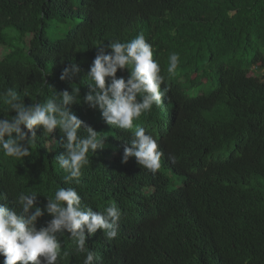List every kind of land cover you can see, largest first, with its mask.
I'll list each match as a JSON object with an SVG mask.
<instances>
[{
    "label": "trees",
    "instance_id": "16d2710c",
    "mask_svg": "<svg viewBox=\"0 0 264 264\" xmlns=\"http://www.w3.org/2000/svg\"><path fill=\"white\" fill-rule=\"evenodd\" d=\"M141 33L160 65L161 86L176 90V75L185 74L209 92L208 101L181 112L179 129L204 137L207 153L235 148L225 162L205 155L200 174L181 186L169 154L155 175L135 157L122 163L132 131L106 125L98 109L82 103L96 48ZM172 53L179 54L175 74L167 71ZM71 63L80 74L61 81ZM72 87L80 88L81 103L70 109L106 137L104 149L90 150L79 185L66 184L55 160L65 151L59 128L45 136L37 127L30 157L0 151V202L19 211L15 197L35 192L43 208L56 190L74 187L94 211L115 204L122 213L118 236L108 241L97 230L87 237L95 264H208L206 256L209 264H264V0H0V118L15 114L3 103L8 88L27 104ZM157 119L153 105L134 124ZM50 219L45 214L38 224ZM58 240L57 264H83L86 254L75 251L67 232Z\"/></svg>",
    "mask_w": 264,
    "mask_h": 264
},
{
    "label": "clouds",
    "instance_id": "9594fccd",
    "mask_svg": "<svg viewBox=\"0 0 264 264\" xmlns=\"http://www.w3.org/2000/svg\"><path fill=\"white\" fill-rule=\"evenodd\" d=\"M168 61V73L175 74L179 54H170ZM125 69L129 72L128 77H118V70ZM80 72L81 67L77 63L67 64L62 68L59 79L70 82ZM160 73L158 61L153 59L152 45L142 33L126 43L110 41L96 48L87 70L90 91L82 103H87L93 110L98 109L106 125L132 131L133 138L123 148L122 163L135 157L139 166L155 175L169 154L180 174L172 179L181 177V186L185 178L200 174L205 155H210L209 158L215 162H225L235 148L221 146L207 153L205 142L201 141L204 137L193 138L182 132L179 129L181 112L208 101L209 92L201 91L196 81L190 82L185 74L176 75V90L164 84L161 86L164 77ZM80 91L79 87H72L71 92L61 90L43 103L26 104L14 88H8L3 103L15 114L11 118H0V151L16 160L30 157L37 142V127L42 126L45 136L59 128L60 143L65 151L55 160L67 173L63 177L64 182L79 185L81 169L89 163L90 150L104 149L106 140L70 109V104L81 103ZM153 105L157 121L151 126L135 125L134 121L150 111ZM81 129L86 135H81ZM163 140L167 141L166 146ZM235 154L240 155V151ZM36 201L35 192L30 195L19 193L15 197L19 211L0 202L2 264H57L61 255L58 234L65 232L76 244L75 251L86 254L83 264H95V253L86 246L87 237L95 235L97 230H103L108 241L118 236L122 213L115 204L103 212L94 211L82 204L74 187L56 190L43 208ZM45 214H49L51 219L38 224ZM205 258L209 264L208 256Z\"/></svg>",
    "mask_w": 264,
    "mask_h": 264
},
{
    "label": "rangeland",
    "instance_id": "374dc122",
    "mask_svg": "<svg viewBox=\"0 0 264 264\" xmlns=\"http://www.w3.org/2000/svg\"><path fill=\"white\" fill-rule=\"evenodd\" d=\"M12 30L14 31V32H13V35L17 37V34H16L17 32H16L14 29H12ZM30 37H31V35H28V36H27V39H29ZM14 41L16 42L17 39L15 38ZM6 51H7V50H6L5 48H3V49L1 50L2 55H3ZM258 177H259V176H258ZM175 179H176V178H175ZM175 179L173 180L174 183L178 182V185L182 183V179H178V180H176V181H175Z\"/></svg>",
    "mask_w": 264,
    "mask_h": 264
}]
</instances>
